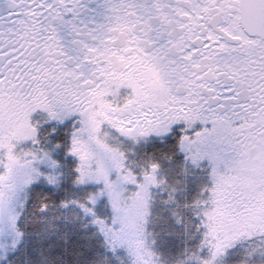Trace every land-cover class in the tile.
<instances>
[{
    "label": "snow or ice",
    "instance_id": "1",
    "mask_svg": "<svg viewBox=\"0 0 264 264\" xmlns=\"http://www.w3.org/2000/svg\"><path fill=\"white\" fill-rule=\"evenodd\" d=\"M0 264H264V0H0Z\"/></svg>",
    "mask_w": 264,
    "mask_h": 264
}]
</instances>
